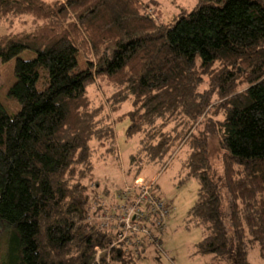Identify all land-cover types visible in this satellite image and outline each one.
<instances>
[{"label": "trees", "instance_id": "obj_1", "mask_svg": "<svg viewBox=\"0 0 264 264\" xmlns=\"http://www.w3.org/2000/svg\"><path fill=\"white\" fill-rule=\"evenodd\" d=\"M0 24L21 106L10 115L0 103V264H138L153 247L96 261L115 234L90 222L109 206L95 170L120 161L124 119L136 142L128 182L182 154L180 183H199L186 216L203 233L195 253L253 264L258 249L264 264V0H199L167 23L144 0H0ZM96 82L109 87L97 103Z\"/></svg>", "mask_w": 264, "mask_h": 264}, {"label": "rangeland", "instance_id": "obj_2", "mask_svg": "<svg viewBox=\"0 0 264 264\" xmlns=\"http://www.w3.org/2000/svg\"><path fill=\"white\" fill-rule=\"evenodd\" d=\"M149 2L154 9L157 19L167 23L171 18L180 14L181 9H194L199 0H144ZM29 29L28 26L22 27L17 25L12 31H22ZM7 25L0 24V35L7 33ZM36 56L32 51H25L21 54L22 58L31 59ZM79 62L82 65L83 59L80 57ZM15 60L3 64L0 60V103L5 107L10 115H16L20 109L18 100L9 95L10 86L15 81ZM41 87V85H39ZM105 91L109 87L102 86L100 82L89 87V94L97 103L99 98L105 96ZM131 106H124L122 111H127ZM130 124L128 119H124L116 124L117 143L120 147V161L112 159L107 162H98L95 170V178L100 182L101 188H108L109 194L105 198V203L111 207L118 206V197L116 193L121 187L117 186L122 181L124 187L133 183L127 181V170L130 153L136 148L135 140L131 141L126 137V130ZM221 153L213 148L212 162L216 168H221ZM182 154L178 155L167 167L161 165H149L144 168L139 179L148 182H154L159 186L161 196L170 204L172 213L167 220L166 232L163 236L162 249L156 247L148 248L141 257L138 264H208L210 256H201L195 253L196 245L202 240L203 233L201 228L187 226L186 216L193 207L197 199L199 183L195 179L187 180L184 184L180 183V168ZM96 183L93 182L92 185ZM95 189V188H94ZM107 204V205H108ZM99 225L98 223H96ZM101 227V226H100ZM4 231V230H3ZM0 230V254L1 262L5 261L8 251L9 235ZM250 259L253 264H262L259 258L258 249L251 251Z\"/></svg>", "mask_w": 264, "mask_h": 264}, {"label": "built area", "instance_id": "obj_3", "mask_svg": "<svg viewBox=\"0 0 264 264\" xmlns=\"http://www.w3.org/2000/svg\"><path fill=\"white\" fill-rule=\"evenodd\" d=\"M118 206L110 205L90 222L99 223L103 229L115 234L114 241L106 249H96V261L106 254L110 260L112 251L124 248L126 253H139L146 246L162 249L161 234L166 229L172 209L159 195L155 183L137 179L132 185L118 189ZM132 198V199H130ZM120 199H123L120 203ZM106 199H102L105 204ZM99 205L93 207L97 212Z\"/></svg>", "mask_w": 264, "mask_h": 264}]
</instances>
